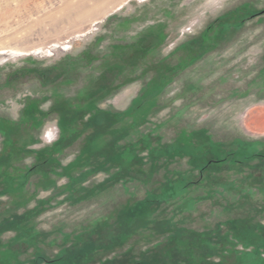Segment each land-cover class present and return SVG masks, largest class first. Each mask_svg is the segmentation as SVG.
<instances>
[{
	"label": "rangeland",
	"instance_id": "1",
	"mask_svg": "<svg viewBox=\"0 0 264 264\" xmlns=\"http://www.w3.org/2000/svg\"><path fill=\"white\" fill-rule=\"evenodd\" d=\"M262 11L0 0V264H264Z\"/></svg>",
	"mask_w": 264,
	"mask_h": 264
},
{
	"label": "trees",
	"instance_id": "2",
	"mask_svg": "<svg viewBox=\"0 0 264 264\" xmlns=\"http://www.w3.org/2000/svg\"><path fill=\"white\" fill-rule=\"evenodd\" d=\"M241 145H243V146H245V147H247V146H249V145H251V143H247V142H242V144ZM167 156V155H166ZM250 157H247V158H245L244 157V160L245 159H249ZM251 158H263L264 159V155L263 154H261L260 152H258V151H255V152H253L252 153V155H251ZM225 160V161H224ZM224 160H220V161H217V160H210V161H208L204 166H202L201 168H200V174H199V176H203V174L207 171V169H209V167L212 165V164H217V163H220V162H228V158H224ZM191 184H193V182L191 183V182H189L188 184H184V187H183V191L182 192H179L180 194H182V193H184V191H186V189H187V187H188V185H191ZM179 193H175V197H177V196H179L180 194ZM173 196V197H174ZM149 199H151V201L153 202V200H152V198H149ZM147 200V199H146ZM140 201L139 202V204L138 205H136V208L133 210V211H131V214H132V216L134 217V218H136V211L138 210V207H144L145 206V204L146 203H148V200L147 201ZM116 223H114L113 225H115ZM111 227V226H110ZM101 238H103V237H101ZM100 238V239H101ZM68 251V256H75L74 254H76L77 253V251L74 249V248H70L69 250H67ZM39 259V261H42L43 260V262H46L45 261V259H43V258H38Z\"/></svg>",
	"mask_w": 264,
	"mask_h": 264
},
{
	"label": "flooded vegetation",
	"instance_id": "3",
	"mask_svg": "<svg viewBox=\"0 0 264 264\" xmlns=\"http://www.w3.org/2000/svg\"><path fill=\"white\" fill-rule=\"evenodd\" d=\"M262 12H264V11H262ZM252 17H255V15H252ZM244 23H245V20L241 21L239 25H238V24H237V25L234 24V25H231V27H232V28H234V27L236 28V26H238V27H239V26L242 27V26L244 25Z\"/></svg>",
	"mask_w": 264,
	"mask_h": 264
},
{
	"label": "bare ground",
	"instance_id": "4",
	"mask_svg": "<svg viewBox=\"0 0 264 264\" xmlns=\"http://www.w3.org/2000/svg\"><path fill=\"white\" fill-rule=\"evenodd\" d=\"M119 1V0H118Z\"/></svg>",
	"mask_w": 264,
	"mask_h": 264
}]
</instances>
